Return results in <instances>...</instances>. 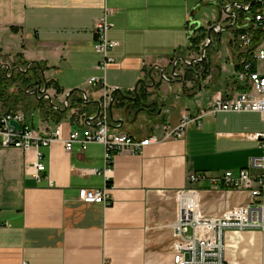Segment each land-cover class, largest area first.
Returning <instances> with one entry per match:
<instances>
[{"label":"crops","instance_id":"obj_1","mask_svg":"<svg viewBox=\"0 0 264 264\" xmlns=\"http://www.w3.org/2000/svg\"><path fill=\"white\" fill-rule=\"evenodd\" d=\"M245 1L232 0L244 6L250 3ZM204 3L218 13V19L207 25L202 16H195ZM226 5V0H0V64L22 59L44 65V79L58 106L70 91H81L70 97L71 108L59 122L48 100L28 95L31 108L25 112L36 114L35 128L46 132L59 125L66 140L82 128L83 118L97 115L104 88L88 82L104 77L97 69L101 56L94 50L95 26L108 9L113 24L108 39L118 44L109 52L115 63L105 76L108 94L135 93L141 81L152 86L147 71L153 70L155 79L154 86L147 88L151 115L142 111L133 123V108L127 116L114 108V120L124 123L110 120L111 130L138 139L156 136L160 141L141 154L115 156L110 207L85 204L78 197L82 189L104 187V174L94 172L104 168L102 144H90L85 151L75 144L71 152L63 141L40 148L46 167L40 174L34 167L36 151L0 148V264H170L179 191L197 189L200 210L209 217L250 202L248 192L226 186L215 191L209 183L192 186L189 176L203 172L217 176L247 168L251 158L262 155L251 138L263 131L261 115H209L201 127L189 126L178 139H164L162 129L163 124L177 126L185 113L196 115L212 101L245 90L238 80L244 51L230 45L232 29L223 32L219 47L212 41L206 76L202 74L197 82L180 81L185 65L179 61L177 78L172 77L177 59L201 57L190 47L198 30L207 33L215 24L222 29L233 24L226 15L219 21V6ZM158 67L170 82L163 81ZM254 71L264 74L263 67L254 65ZM38 81L44 88L42 76ZM57 88L63 92L58 94ZM84 92L88 101L82 106L77 102ZM17 108L24 110L22 105ZM225 243L227 261L263 264L260 231H228Z\"/></svg>","mask_w":264,"mask_h":264},{"label":"built area","instance_id":"obj_2","mask_svg":"<svg viewBox=\"0 0 264 264\" xmlns=\"http://www.w3.org/2000/svg\"><path fill=\"white\" fill-rule=\"evenodd\" d=\"M260 2L261 10L250 21L254 22V31L261 30L263 38L260 45L245 57L242 71L238 75V80L244 85L245 90L231 98H220L212 101L206 109L201 110L196 115L183 114L177 126L163 124L164 139L182 138L189 126L201 127L203 118L218 113H256L261 115L264 125V74L254 71L256 61L264 62V0H260ZM248 7L249 4L245 6V9L248 10ZM111 13L110 10L106 9L105 14L97 21L95 26L96 42L94 50L101 56L97 69L104 74V77L92 78L88 83L91 86H102L104 88L101 101L102 110L97 119L90 116L93 120L87 121V117L83 118L82 128L73 130L65 140L63 139L61 126L58 125L54 130L42 132L32 124L34 111L25 112L21 108L5 111L0 103V148H17L25 152L36 151L38 160L34 163V167L39 174L46 170L41 162L43 157L38 152L40 148L49 147L56 141H63L66 150L71 152L75 144H80L83 151L90 144H102L105 149L104 168L101 171L95 170L94 172L104 174V187L100 189H82L79 191L78 197L82 203L100 204L105 207H110L113 203L110 194V173L112 172L115 156L123 152L133 155L141 154L150 145L160 142L156 136L138 139L130 134L113 132L110 128L109 108L112 94H108L105 88V76L109 67L115 63V59L109 56V52L118 45L108 39V32L113 27V24L108 20ZM221 29V27H218L216 31ZM189 33L193 37L192 29ZM236 42L245 54L252 43V36L246 33L240 36ZM209 44L208 39L202 43L200 48L201 57L202 51ZM201 57L196 59H201ZM191 61L187 60L186 64L191 65ZM9 67L5 63L0 64V70L11 77L13 67L10 64ZM23 71H26V68ZM83 101L87 102L88 98L84 96ZM68 105L64 101L61 108L68 107ZM12 122L18 123L20 129L13 126ZM251 138L258 143L262 155L251 158L247 168L238 171H226L217 176H210L205 172L193 173L189 176V183L192 186L209 183L212 190L215 191L226 186L232 190L248 192L250 202L226 211L219 217H209L200 210L199 191L197 189L191 188L179 191L177 193V221L174 226L176 244L174 246L173 261L170 264H236L227 261L225 255V235L228 231L235 233L260 231L264 238V128L261 133L254 134ZM1 223L0 221V226Z\"/></svg>","mask_w":264,"mask_h":264},{"label":"trees","instance_id":"obj_3","mask_svg":"<svg viewBox=\"0 0 264 264\" xmlns=\"http://www.w3.org/2000/svg\"><path fill=\"white\" fill-rule=\"evenodd\" d=\"M228 3H231L232 0H226ZM249 1V5L253 3V5L250 7L249 11H243V10H238L237 9V20L235 22L234 19H231L233 25H230L229 29H232L233 33V40L230 42V45L235 49V51H240V46L237 44L236 40L246 34L249 33L252 36V43L248 49V52L243 54L244 55V60L246 59L245 57L248 56L249 52L256 49L263 38V34L261 30H253L254 28V22L250 21L253 19L258 12V10L261 8V5L257 2H260V0H246L245 2ZM240 3V2H239ZM244 3V2H243ZM249 21L251 22L249 25ZM195 37V38H194ZM193 38H191V49L194 52L199 53L202 41H205L207 39V34L204 30H198L196 35ZM222 38V34H214L213 35V41H215V44L220 46V42ZM212 47V45H211ZM210 48L207 49L206 53V59L202 61L201 63H198L196 65L192 66H185V71H184V81L185 82H197L198 77H200L202 74H205V76L208 74V60L210 58V54H213L212 51L209 50ZM218 51V49L216 50ZM211 52V53H210ZM183 54V53H182ZM183 56V55H181ZM182 58H185L183 56ZM30 65V63L23 61L22 59H19L16 63L13 65V70L16 68H23L27 70V66ZM41 67V68H40ZM38 64H31L29 69L26 72H15L14 75L11 77H8L6 75V72H1L0 73V103L3 105L4 108L7 110H14L18 106L22 105L24 107L25 111H30L28 109L31 108V103L29 102V97L28 94L25 92L27 88L34 83H36L42 76L41 72L45 71V66ZM243 68V67H242ZM239 67V70L242 69ZM149 72L147 71L146 75ZM11 74V73H10ZM160 85L157 86L159 88ZM139 89H138V98H136V93H127V94H119L118 96V91H115L113 93V98H114V108L120 109L126 106H130L133 108L135 111L144 108L147 106V103L149 102L150 98V93L148 92V87H146L143 84H139ZM13 88H16L15 91H12ZM58 94H61L63 91L60 88H57ZM72 99V97H71ZM70 101V100H69ZM83 99H79L77 104L84 105ZM44 103L41 102L39 104V107H42L43 110ZM72 106V104H71ZM51 108V107H50ZM70 106L68 107V110H70ZM51 111L53 114L57 115L58 119L56 120L59 122L64 115H66V112L58 111L53 108H51Z\"/></svg>","mask_w":264,"mask_h":264},{"label":"water","instance_id":"obj_4","mask_svg":"<svg viewBox=\"0 0 264 264\" xmlns=\"http://www.w3.org/2000/svg\"><path fill=\"white\" fill-rule=\"evenodd\" d=\"M257 3L261 4V2H257ZM228 4L229 5H226L224 7L223 6H219V9H220V12H219L220 19H219V21H221L222 17L224 15H226L228 17V19H234L235 22H236V20H237V12L236 11H237V9L238 10H243V11H249L250 7L253 5V3L251 5H249L248 10H246L245 6L242 5L239 2H231V3H228ZM228 10H231V11L229 12ZM232 25L234 26V23ZM218 27H220V25L215 24V25L211 26L210 28H208L206 34H207L208 40L210 41V44L207 45L206 48L202 51L203 53H202L201 59H194L193 61H191V63H190L191 65H187L186 64V62H187L186 58H179V59L176 60L174 68L172 70L173 71V73H172L173 74V76H172L173 78H177V74L175 72H176V67H177V64H178L179 61H182L187 66H192L193 67L194 65H196L198 63H201L202 61H204L206 59L207 49L211 48L212 41H213V39H212L213 35L214 34H223L224 31H226V30H228L230 28V27H227V28L221 29L220 31H216V29ZM197 29H199V28H197ZM31 64H33V63H30V65ZM35 64H38L39 67L41 65L40 63H35ZM30 65L27 66V70L29 69ZM8 68H10L9 65H8ZM158 69H159V71L161 73V77H162L163 81L170 82V78H168L167 76L164 75V71L162 69H160L159 67H158ZM17 71L26 72V71H23L22 68H16V69H14L12 71V75H14L15 72H17ZM1 72H2V70H0V73ZM41 74H42V81H43V83L45 85L44 88H42L41 82L38 81V82L34 83L33 85L29 86L25 92L28 95H34L36 98L42 97V98H40L41 101L48 100L50 107L55 109V110L66 112L68 110L69 105H68V107L61 108V106H58V105L55 104L53 97L49 93V85L47 84V81L44 79L45 72L42 71ZM148 76H149L150 80L153 82V85L152 86L148 85V83L146 81H141V84L145 85L148 88H151L155 84V79H154V76H153V70L149 71ZM179 77H180V81L184 80L183 75H179ZM138 86H137V89L135 90V93H136V98L135 99L138 98ZM76 92H81V91L80 90H73V91H70V93H68L66 95L65 101L68 104H69L70 97L73 96ZM119 93L124 94L122 91H119ZM84 96L87 98L86 92H84ZM113 103H114V98L112 96L111 103H110V108H109L110 120H112L114 123L115 122H119V123L123 124L124 123L123 120L115 121L114 118H113V110H114V104ZM97 105H98V113H97V115L92 116L93 119H97L100 116V113H101V110H102V102L97 103ZM149 107L150 106L147 105L144 108L137 110L133 123H135L137 121V118H138V115L140 114V112L145 111V112L148 113L149 112L148 111ZM120 109L123 110L124 115L127 116V114L130 111L131 107L130 106H126V107H123V108H120ZM149 115H151V114H149ZM93 119H91V117H89V118L87 117L86 120L87 121H92ZM12 125L15 126L17 129H20V125L18 123L12 122ZM110 128H111V124H110Z\"/></svg>","mask_w":264,"mask_h":264},{"label":"rangeland","instance_id":"obj_5","mask_svg":"<svg viewBox=\"0 0 264 264\" xmlns=\"http://www.w3.org/2000/svg\"><path fill=\"white\" fill-rule=\"evenodd\" d=\"M214 9H215V7L213 5L204 3L203 5H201V7L198 10H196L195 16H198L196 18H199V16H202V20L201 21L205 25H207L209 22H211L212 20H214V18H215V20L218 19V13ZM193 21H194V17H193ZM195 23L196 22H193V25H195ZM16 62L17 61H15L14 63H16ZM14 63H10V64H13L14 65ZM13 65H12V67H13ZM255 65H256V67H263V69H264V62L256 61L255 62ZM35 116H36V114L34 115V118H35Z\"/></svg>","mask_w":264,"mask_h":264}]
</instances>
